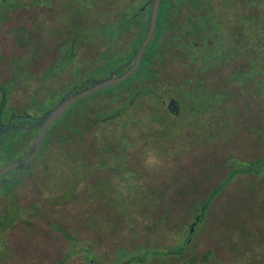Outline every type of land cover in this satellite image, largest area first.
<instances>
[{
	"label": "flooded vegetation",
	"instance_id": "1",
	"mask_svg": "<svg viewBox=\"0 0 264 264\" xmlns=\"http://www.w3.org/2000/svg\"><path fill=\"white\" fill-rule=\"evenodd\" d=\"M52 1L50 2L55 5V9L49 11L44 3L46 0H39L38 5L28 0H0L3 4L0 10V258L10 246L7 237L17 225L31 227L29 231L35 240L33 217L41 211L38 199L43 197L46 201L50 196L48 191L46 194L41 190L42 192H37L38 195L36 191H39L41 186H45L44 181L47 179L48 168H51V161L58 159V156L62 163L65 164L69 159L77 168L83 163L87 164V169L90 171V176H85L89 180L88 184L90 179L95 178V173L103 177L104 173L101 174L96 168L99 161L106 165L108 179L111 178V170L118 171L119 176L127 171L130 175L133 173L139 177L138 172L132 168L133 152L128 151L134 149L132 145L123 149L125 153L123 158L121 154L111 152L109 141L111 120L123 117L124 121H127L128 118L139 115L138 118H142L147 126L159 125L157 122L162 115L152 112L153 106L149 105L147 99L142 101L143 103H137L139 97L149 96L159 99L161 107L169 113H165L164 121L168 120L167 115L176 118L181 107V102L178 103V100L180 101L178 92L172 96L163 91L154 94L145 92L144 87L154 84L166 93L170 90L177 91L178 88H187L195 94L194 100L198 96L196 89L213 87L218 91L224 90L227 95L224 107L221 109L228 111V106L234 99L249 92L248 88L246 90L244 88L245 80L249 75L245 77L244 73L254 71V83L249 86L254 90L250 94L251 101L259 99L260 96L264 97V79L261 78V72L264 71V49L261 50L259 47L260 34L257 33L260 14H255L259 0L255 4L251 3L252 9L255 8L252 17L256 18L258 27L255 25L253 41L246 40L247 46H244L240 40L235 42L231 40L234 32L227 33L229 20L226 15L222 17L219 14L217 10L219 1L168 0L165 8L162 9L161 0L157 10L155 35L144 50L135 72L120 84L111 86V92L100 94L104 91L102 89L77 100L48 128L40 148L37 149L36 144L33 145L40 132V126L36 122L47 110L68 94L90 86L94 80L112 73L118 76L131 68L135 62L134 56L138 53L148 32L154 0L134 2L125 0L119 9L120 16L114 21L105 20L106 22L103 23H100L99 17L96 16L93 19L75 18V15H79L75 7L73 8L75 14L70 19L67 17L70 12L67 15L66 9L63 7L61 9L60 5H57L59 4L57 0ZM236 3L247 5L246 0H236ZM166 11L168 12L164 15ZM102 24L106 25L103 30H99ZM93 26L94 32L91 33ZM129 30H133L134 34L123 44H119L123 35ZM116 53H120L123 57L128 55V58L118 57ZM153 53L155 58H151ZM215 53L220 54L221 57L214 60ZM227 53L230 55L227 56ZM149 55L151 56L147 59ZM23 59L26 61L21 64ZM41 59L42 64H40ZM167 66L173 67L176 73L173 79L171 76L167 77L165 70ZM214 69L221 74L226 70L223 79L213 78L211 72ZM181 72L187 75L177 74ZM129 80L130 84H125ZM260 80L261 84H259ZM230 83L235 85L234 92L228 90ZM119 85L123 86L120 93L112 90ZM118 93L119 96H116L115 94ZM114 96L123 103L121 105L125 114H115L110 110ZM171 99H177V103L172 108L168 106ZM136 104H142L141 112L136 110ZM32 105L41 107L42 112L40 110L36 114L32 113L29 110ZM215 109L218 110L220 107L214 106L212 110L214 114L219 112ZM239 109L240 105L234 111L242 116ZM120 110L118 109V112ZM144 110L149 113L141 114ZM261 115L264 117V113ZM124 121L122 124H125ZM107 124L109 125L107 130H99V127ZM253 132L259 138H264V131L258 127L254 128ZM260 149L261 154L252 161L234 159L225 179L235 169L239 171L231 180L241 173L264 175V142ZM136 152L138 153L137 149ZM225 179H222L221 183ZM221 183L214 187L210 194L221 186ZM108 187L104 184L106 190ZM31 192L36 196L30 199V204H23L21 201L29 199ZM81 192L84 193L83 196H91L87 188L83 187ZM207 198L202 203H195L197 208L195 212L189 210L192 218L190 225L194 223L195 229L202 220L201 208ZM93 200L86 201L85 206L91 204ZM4 202L6 204L12 202L13 206L24 207L23 210L14 207L13 218L8 221L7 226L4 225L5 218L10 209L2 208ZM210 205L204 210L206 214ZM52 209L49 204L48 212H52ZM72 209L70 207L58 211L64 216ZM22 211L27 214H19ZM73 211L83 219L77 208ZM164 217L165 215L159 217V221L165 223ZM205 221L206 218L203 219V223ZM49 224L51 230L61 232L70 238L71 253H79V250L83 249L81 246L78 248L76 236H72L59 221H50ZM21 243L23 242H20V245ZM65 262L66 258L60 264Z\"/></svg>",
	"mask_w": 264,
	"mask_h": 264
},
{
	"label": "rangeland",
	"instance_id": "2",
	"mask_svg": "<svg viewBox=\"0 0 264 264\" xmlns=\"http://www.w3.org/2000/svg\"><path fill=\"white\" fill-rule=\"evenodd\" d=\"M28 1L35 5L39 2ZM50 1L52 0L44 2L49 11L55 9ZM217 1L219 14L222 17L226 15L229 20L227 33L234 32L233 38L229 39L234 42L240 40L247 46L246 40L253 41L255 25L258 27L256 18L252 17L255 8L252 9L251 4H255L257 0H246L247 5L237 4L236 0ZM57 2L61 9H66L67 15L70 12L67 16L70 19L75 14V7L79 12L75 18L93 19L96 16L103 23L114 21L120 16L119 9L125 0ZM2 5L0 3V10ZM263 11L264 0H259L255 14ZM104 25L106 24L100 25L99 30H103ZM133 30L124 34L119 44L133 35ZM90 32H94V26ZM257 33L260 34L258 39L264 40V28L259 27ZM103 36L107 38L106 35ZM116 56L128 58V55L123 57L120 53H116ZM25 61L26 59L21 60V64ZM42 62L41 59L40 64ZM165 70L168 78L171 76L173 79L176 75L171 66H167ZM253 72H245L244 76ZM225 73L226 70L221 74L216 69L211 72L213 78L218 79H223ZM177 74L187 75L182 72ZM261 78L264 79V71L261 72ZM125 84H130V80ZM151 86L144 87L145 92L155 94L163 91L171 96L178 92L181 107L176 118L167 115L168 120L164 121V115L168 112L161 107L160 100L146 96L139 97L137 103L147 99L149 105L153 106L152 112L162 115L157 122L159 125L149 127L142 118H138L139 115L128 118L127 121L123 117L117 118L118 116L111 120V152H117L123 158V149L132 145L134 149L128 151L133 152L132 168L138 172L139 177L133 173L130 175L127 171L119 176L118 171L111 170V178L108 179L106 165L99 161L96 168L105 177L95 173V178L90 179L88 184L89 180L85 177L90 176L87 164L83 163L77 168L69 159L65 164L59 156L58 159H53L44 181L45 186L36 191V195L41 190L46 194L48 191L50 196L46 201L43 197L38 199L41 211L33 217L35 240L29 231L31 227L17 225L7 237L10 246L0 258V264H60L65 258L66 262L63 264H92L91 259L94 258L98 261L97 264H121L131 256L136 259L145 250L174 248L188 237L189 227L194 225H190L192 218L189 210L195 212V203H202L210 195V191L226 178L234 159L252 161L261 154L260 146L264 138H259L253 129L258 127L264 131V117L261 115L264 113L263 96L251 101L247 92L234 99L229 104L228 111H225L221 109L227 95L224 90L218 91L213 87L196 89L199 97L196 96L194 100L195 94L187 88L166 93L154 84ZM234 88V83L228 85V90L234 92ZM103 90L100 94L111 92V87ZM121 104L123 103L114 96L110 110L116 113L122 108ZM140 105L142 104L136 107L139 112L142 111ZM215 105L220 109H215L219 112L214 114L212 110ZM238 105L242 116L234 111ZM30 108L35 114L43 110L38 105ZM120 112L122 115L126 113L123 108ZM148 113L149 111L144 110L141 114ZM108 126L99 127V130H107ZM149 148L157 151L163 161L162 167L155 170L144 167V152ZM104 184L109 186L107 190ZM83 187L89 190L91 196H83ZM219 187L215 189L219 194L211 203L208 214L202 211V220L194 228L192 245L187 247L186 252L181 256L162 255L143 263L137 261L132 264H264V175L241 173L225 187ZM36 195L31 192L30 198L21 202L30 204V199ZM91 199H94L91 204L85 206V202ZM49 204L53 208L52 212H48ZM14 207L24 209L13 206L12 202L2 204L3 209H10L5 218V226L13 218ZM70 207L74 210L77 208L83 219L75 215L73 209L68 210V214L64 216L58 211ZM23 213L27 214L23 211L19 214ZM162 215H165V223L159 221ZM50 221H59L65 226L72 236H76L78 248L81 246L83 249L79 253H71L70 238L51 230ZM71 240L75 242L74 239ZM20 242H23L22 245ZM122 248L128 252L125 256H119Z\"/></svg>",
	"mask_w": 264,
	"mask_h": 264
},
{
	"label": "water",
	"instance_id": "3",
	"mask_svg": "<svg viewBox=\"0 0 264 264\" xmlns=\"http://www.w3.org/2000/svg\"><path fill=\"white\" fill-rule=\"evenodd\" d=\"M161 0H154L153 1V7L151 10V15L149 19V27L148 32L144 38V40L141 43L140 49L138 53L135 54V62L131 66V68L124 72L121 75H114L113 73L110 74L107 77L100 78L94 80L93 84L90 86L84 87L82 89L76 90L73 93L68 94L66 97H64L58 104L47 110L36 122V124H39L40 126V132L37 134L35 141L33 143L36 144L37 149L40 148V145L43 141L44 135L48 128L56 122L77 100L85 97L89 93H93L99 90H102L104 88H108L114 85L120 84L125 78H127L129 75L135 72L137 67L139 66V63L141 62V59L143 57V52L146 49L149 41L151 40L152 36L155 35V26H156V20H157V10L159 7V3ZM177 102L175 99H171L168 106L172 108L173 105H175ZM194 232V225L190 227V233L188 236L191 238L192 234ZM186 243V242H185ZM184 247L181 246L180 250Z\"/></svg>",
	"mask_w": 264,
	"mask_h": 264
},
{
	"label": "trees",
	"instance_id": "4",
	"mask_svg": "<svg viewBox=\"0 0 264 264\" xmlns=\"http://www.w3.org/2000/svg\"><path fill=\"white\" fill-rule=\"evenodd\" d=\"M196 1V0H195ZM166 2H168V0H162V9L163 8H165V4H166ZM259 27H261V28H264V11L262 12V13H260V26ZM261 36H262V34H261ZM260 40H259V47H260V49L261 50H263L264 49V40L262 39V38H259ZM216 55L214 56V60H216V59H219V56L221 57V55L219 54L218 55V53H215ZM227 56L228 55H230V53H227L226 54ZM151 55H149L148 56V58L147 59H149V57H150ZM155 58V53H153V56H151V58ZM218 57V58H217ZM155 60V59H154ZM252 83H254V78H253V74H251V75H249V78H247L246 80H245V85H244V88H245V90L248 88V90H249V94H252L253 93V89H252V87L250 88L249 86H252ZM249 84V85H248ZM259 84H261V80L259 81ZM123 86H121V85H119V86H116V87H114L115 89L114 90H116L117 92H121L120 90H121V88H122ZM261 91H259V93H260ZM119 93L118 94H115L116 96H119ZM255 94V93H254ZM119 113H121L120 111L118 112H116L115 114H119ZM239 165V164H238ZM240 166V165H239ZM239 170L238 169H235L234 171H232L230 174H229V176L227 177V179H225V181L224 182H222L221 183V185H225V184H227L230 180H231V178H232V176L234 175V174H236V172H238ZM221 187V186H220ZM219 187V188H220ZM218 192H216L215 190L209 195V197L207 198V200L204 202V204L202 205V210L204 211V210H206L207 209V206L209 205V204H211L212 202H213V200H214V197H215V195L217 194ZM195 230V229H194ZM189 233H190V229H189V232H188V236H189ZM193 234H194V232H193ZM193 234H192V236H191V238H189V240H188V237L186 238V239H184L183 241H181L180 242V244H178V246H175L174 248L172 247H170V248H166V249H163V250H145V252H143L142 254H140V255H137V257H136V259H134V257L133 256H131V257H129V258H126V259H124L125 261V263H121V264H128V263H130V264H132L133 262H140V263H143V262H145V261H147V260H149L150 258H154V257H156V256H162V255H182L184 252H186V249H187V247H189L190 246V244H191V241H192V238H193ZM186 242V243H185ZM192 245V244H191ZM181 246H183L184 248L183 249H181L180 250V247ZM147 247H149V246H146V248ZM143 248V247H142ZM141 248V249H142ZM120 250V249H119ZM188 251V250H187ZM126 253H128L125 249H121L120 251H119V256L120 255H122V256H125L126 255ZM182 253V254H181ZM91 263L92 264H97L98 263V261L96 260V258H94V259H92L91 260ZM101 264V263H100Z\"/></svg>",
	"mask_w": 264,
	"mask_h": 264
},
{
	"label": "clouds",
	"instance_id": "5",
	"mask_svg": "<svg viewBox=\"0 0 264 264\" xmlns=\"http://www.w3.org/2000/svg\"><path fill=\"white\" fill-rule=\"evenodd\" d=\"M143 165L149 170H155L163 165V161L155 149H146L143 156Z\"/></svg>",
	"mask_w": 264,
	"mask_h": 264
}]
</instances>
